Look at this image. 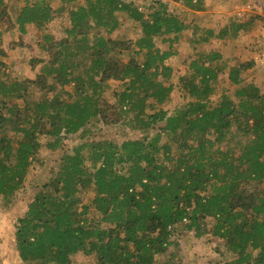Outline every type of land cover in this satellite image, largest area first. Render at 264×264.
Listing matches in <instances>:
<instances>
[{"label": "trees", "instance_id": "16d2710c", "mask_svg": "<svg viewBox=\"0 0 264 264\" xmlns=\"http://www.w3.org/2000/svg\"><path fill=\"white\" fill-rule=\"evenodd\" d=\"M172 1L192 13L206 11L204 0ZM168 9L159 0H81L71 9L62 6L69 28L60 40L44 30L40 48L47 59L35 61L42 63L35 80L9 78L0 48L4 207L21 190L42 138L54 152L67 136L80 134L15 222L22 264H73L77 254L92 264H180L174 230L200 238L207 233V219L212 220L208 233L232 254L225 264H264V81L246 82L243 74L251 63L227 67L219 51L193 47L174 85L167 60L177 51H162L154 40L178 43L187 26ZM119 14L137 23L136 40L110 38L120 25ZM54 15L46 0L26 1L13 23L0 0V24L8 20L0 36L15 28L23 35L27 25L42 31ZM250 27V21L231 18L216 29L195 27L189 45L234 40ZM227 68L229 85L236 88L233 98L218 78ZM109 81L117 85L111 88ZM31 87L52 97L28 101ZM174 89L184 103L169 115L164 107ZM107 91L113 101L105 97ZM121 122L140 137L120 144L85 140L89 128ZM232 131L238 134L233 146Z\"/></svg>", "mask_w": 264, "mask_h": 264}, {"label": "rangeland", "instance_id": "374dc122", "mask_svg": "<svg viewBox=\"0 0 264 264\" xmlns=\"http://www.w3.org/2000/svg\"><path fill=\"white\" fill-rule=\"evenodd\" d=\"M7 4V14L10 20L15 23L19 10L27 2L34 0H3ZM81 0L74 4H61L58 0H46L51 9L55 12L54 19L40 31L34 25L26 26V33L21 35L15 28L0 36V48L4 50L6 56L2 58L5 72L13 80L30 79L35 80L39 75V68L42 63L35 61L46 60L44 51L40 48L42 35L51 34L55 39L60 40L66 36V30L69 28V20L66 11H62V6L71 9L76 7ZM141 3L144 0H136ZM147 1V0H146ZM150 1V0H148ZM167 2L169 11L176 14L185 21L187 28L180 34L178 43L164 42L162 38L155 39V45L162 51L171 49L177 51L175 56L167 60V64L173 69L172 83L177 84L178 78L186 70L188 57L193 55V47L198 51H219L227 60V67L238 65L240 63H251L252 67L244 72L246 82L264 81V0H204L207 4L204 12H190L181 2L172 0H159ZM240 21H250L251 27L248 32L243 33L239 38L226 41H211L209 44L200 46H190L189 41L194 38L195 27L218 28L223 26L228 19ZM120 25L116 31L110 34L111 39L136 40L140 35V29L137 23L125 18L119 14ZM8 20L4 17L1 20L0 31L8 28ZM172 36H168L171 38ZM167 38V37H166ZM165 37L163 39H166ZM172 46V47H170ZM36 64L35 66H33ZM227 71L219 75V82L228 90V95L233 98L234 86H230L227 80ZM42 77V76H41ZM46 85L49 79H45ZM111 88L117 83L108 82ZM70 90V88H69ZM113 101L110 91H107L105 97ZM51 98V94L46 91H40L35 87L29 90L28 101H39L43 98ZM21 103V101H19ZM184 98L174 89L169 103L164 107L169 115L183 105ZM236 132L232 131L231 146L235 145L237 138ZM13 137L12 133H9ZM85 140L88 141H111L120 144L127 139H137L140 134L132 132L125 122L115 126L89 128V132L84 133ZM238 136V134H237ZM80 134L67 136L63 147L54 152L45 148V138L41 139L42 148L36 155V160L29 167L25 176L21 190L16 192L11 200L9 207H4V201L0 197V264H22L17 257L15 249L14 225L17 218L27 209L38 189L47 183L49 178L56 172L58 160L64 153H70L72 148L78 143ZM239 139V137H238ZM252 188H260L252 185ZM92 191L82 194L83 202ZM212 225V220L204 221L207 233L200 238H196L194 232L174 230L173 242L176 244L175 258L180 264H225L232 259L224 241L216 237H211L208 233ZM174 246L169 247V252L174 251ZM164 256L157 257L161 261ZM73 264H92L90 258L77 254L71 257Z\"/></svg>", "mask_w": 264, "mask_h": 264}, {"label": "crops", "instance_id": "0c3cea01", "mask_svg": "<svg viewBox=\"0 0 264 264\" xmlns=\"http://www.w3.org/2000/svg\"><path fill=\"white\" fill-rule=\"evenodd\" d=\"M205 6H206V8H207V6H208V5H207V4H205ZM207 9H208V8H207Z\"/></svg>", "mask_w": 264, "mask_h": 264}]
</instances>
